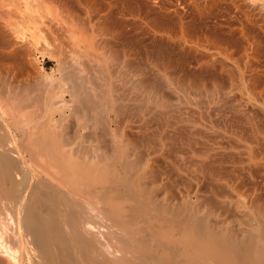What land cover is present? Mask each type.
I'll return each mask as SVG.
<instances>
[{
	"label": "bare ground",
	"instance_id": "6f19581e",
	"mask_svg": "<svg viewBox=\"0 0 264 264\" xmlns=\"http://www.w3.org/2000/svg\"><path fill=\"white\" fill-rule=\"evenodd\" d=\"M55 1L62 6L63 10L65 9L67 21L69 19L73 22L76 21V23L81 22V24H84L87 20L86 22L90 24L97 23L101 25L110 19L111 14H113L110 11L112 7L120 8L122 12L126 14H132L133 16L138 15L140 17V10L143 4L142 0H111L109 4L107 3L108 5L104 3L108 6V8L105 7V9L97 4L98 0H76L78 5L80 4L83 6L84 11L87 10L84 16L75 14L76 10L72 11L74 10V6L72 7L70 5L69 7L72 10H69L67 1ZM186 1H188L187 4L189 3L194 8H197L196 10L201 16L205 12L207 13L215 2H219V0H204L202 6L200 3L201 0ZM225 1H230L232 3L231 5L234 6L246 20L251 19L254 13L252 11V9L254 10V6L257 7L259 5V8L257 7L259 10L260 7L264 8V1H259L260 4L256 0ZM31 2V0H22L21 6H23V9H21V6L19 7L22 10V12L20 10L21 13L16 12L19 8H16L17 10L15 7L13 8L17 15L18 13L21 14V19L19 20L23 22L20 23L25 24L24 28H26L28 32L26 31L24 34L28 33L27 36L29 37L27 38L30 40L35 37L37 38L38 33L42 32L41 24L43 25L45 23L43 21L45 18H42L41 15L37 17L33 14L35 9L32 10L31 7L34 2ZM254 2H256L257 5H255ZM185 3L186 2H184V4ZM72 5H74V3ZM40 6L38 8H41ZM262 10H260V12ZM37 11H35V14ZM9 13L12 14L13 12L9 11ZM66 13H64V15ZM1 15L2 14H0V16ZM7 16L12 19L13 15ZM43 16L46 17V15ZM16 18L18 19V17ZM122 21L121 24L123 26ZM171 21L173 22V20ZM5 24V21H3V25ZM81 24L79 25L81 26ZM13 25L11 24V27ZM247 25L246 23V26ZM250 25L251 24H249V26ZM16 26L13 27L17 28ZM83 26L84 25H82V27ZM98 27L102 26L99 25ZM8 29L10 31V28ZM12 29L13 28H11V31ZM1 30L2 29H0V36H3V39H0V41L7 39L9 35V33H7L8 35L5 38L4 31L6 29H3V33ZM66 30L71 32V36L76 31L75 28L71 29L70 26L69 28L67 27ZM82 30H84V28ZM23 31H25V29ZM54 31L56 30L54 29ZM13 32L11 34L14 35ZM16 32L17 31H15V33ZM112 32H109L107 29L104 30L103 34L105 36H111L113 33L115 34L116 30ZM120 32L121 31L116 34H120ZM83 33L81 31V35H83ZM22 34L20 36H22ZM79 34L80 33L74 36L76 39L75 41H89L86 37L87 40ZM85 34L86 33H84V36H87ZM32 41L34 42V40ZM32 41L29 42V46H26L28 45L27 43L23 44L22 41L20 46H16L13 38L10 50L9 48L6 49H8L11 54H18L15 57L17 58L19 56L20 59L19 57L18 59L21 60L23 59L21 58V53L24 52L26 47L32 50V47H30L32 45H30V43H33ZM8 42L9 40H7V43ZM90 43L87 44V50H91L90 48L92 46ZM83 47L86 48V46ZM33 50H35V48H33ZM1 51L3 52V50ZM9 52L5 53L10 55ZM31 53H33V51ZM14 55L12 56L14 57ZM12 56L10 55V58ZM27 56L29 55L27 54ZM23 60L26 59L24 58ZM21 62L22 61H20V63ZM1 63L2 62H0V65ZM128 63V61H125L123 66L126 67ZM63 66L62 68L64 70L65 68ZM13 68L15 69V67ZM3 69L4 68H2V70ZM10 69L11 68H9V70ZM125 70L129 72L127 69ZM122 71L121 75L118 73L121 77L124 74ZM6 74L8 75L7 70ZM67 75H64V77L60 79L62 81L59 80L57 82L53 80V84L49 82V87L47 81L45 84L47 88H44L43 93L41 91L39 96H37L38 94L35 92L37 98H34V93L32 97H30L31 94L29 96V92L32 90H28L29 92L19 90L20 88H16L14 84L8 85L9 88L6 87L5 89L2 88L5 86H0V264H264V208H262L264 205L258 206L259 204H256L258 206L255 205L256 211L251 209L254 208V204L251 207V205H249L251 200L247 203V201L240 198L241 191H239L238 185H235L236 183H230L232 180L229 182L227 180L214 181L212 184L213 186L209 187L213 194L210 195L209 192H206L209 193V195H207L198 187L199 185L193 186L192 183V186L187 185L188 181L186 185L185 183L183 185L184 181L181 177H178L179 179L177 180H179V182L180 179L183 181H181L182 186H180L182 190L176 191L174 190L175 178H171L169 172H164L158 166V161L163 159V162H165V160L168 159L166 157H169L167 155L165 157L166 159L163 158L166 155L164 148L166 144L168 145L167 142L172 140V138L169 139L170 137H167L168 135L166 136L165 128L169 126L174 127L171 121L174 109L177 110L178 107H181V102H179L180 99H178L177 96L181 94L182 97H184V87H186V85L183 89L181 86H173V83L169 81V87L172 85V87L176 88L171 87L172 89H169L166 87L169 77L167 78L165 75H163L162 82L161 79L157 81L164 84L161 85L158 83L159 86L161 85L163 88L165 86L164 90L169 89L174 96L176 95L175 92L178 93V90L183 89L181 91H184V95L182 94L183 92H179L180 94L178 93L179 95H176L177 100L174 99L179 101L173 103L174 101H167L165 98L158 95L156 90H158L160 94V90H162L161 87L160 89L155 88L156 90H150L147 88L148 85L146 86L142 79L138 77L140 74L134 75L137 77L133 81V87H138L135 90H138V96L141 94V97L139 96L141 99H137V104L133 103L135 104L133 108H127L128 106L126 105L123 107L117 102V99H115L112 102L109 101L111 104L109 108H106L107 111L105 114H99L97 117H93V119L88 116L89 119L85 118V120H80L81 116L78 115L81 112L84 113L85 109L83 105L89 102V98L88 100H84L83 94L86 92L84 95L87 97L89 93L84 87L86 91H83L84 93L81 92V94H83L79 97L80 93L78 91L83 90V85H81L83 83H78L79 86L81 85V88L78 90V88L76 89V86L78 87L77 80L79 79L76 77L78 76H75L77 80L73 77L76 80L74 81L73 78H71L72 76L68 77ZM3 76L5 77V75L0 77ZM47 76L49 75L47 74ZM110 76L112 75L110 74ZM117 77L118 76H115V78ZM129 77L131 81V76ZM9 78L12 77L9 76ZM48 78L50 79V76ZM48 78L47 80H49ZM81 78L80 80H83ZM3 79L5 80V78ZM8 79H6L7 83L10 80ZM4 80H2V84ZM111 80H108V82L112 83L113 81ZM125 80H127V76ZM54 81L56 83H54ZM127 81H129V79ZM165 81L166 83H164ZM72 82H75V84ZM215 83L216 82H214V84ZM158 84H156V86ZM241 84H243V82ZM242 88L245 87L242 86ZM115 90L116 89L111 90L113 91L112 93H115ZM191 91L193 94L194 90ZM67 95L70 99L67 98ZM187 95L186 97L189 98ZM107 96H110V93H107ZM193 96L194 95H192L191 98H193ZM81 98L83 99L82 103ZM114 98H116V96ZM183 99H181L182 103L186 101V99ZM237 99L239 98L237 97ZM84 101L86 103H84ZM192 101H194V99H192ZM195 102L196 100L194 103ZM86 105L85 108L89 107V104ZM185 105H189V103ZM130 106H132V104ZM81 109L83 111H81ZM122 112L127 113L126 116L121 117ZM238 114L239 112L237 115ZM153 120L156 121L154 124L156 127L154 126V129L151 128L150 124L153 123ZM89 121L92 122H90V125ZM90 128L93 129L94 134L91 133L92 137L95 135L94 137L96 139H94V141L96 142V146L89 144L88 148L87 146L86 148L83 146L84 149L82 148V144L84 143V141H82V137H84L83 130L85 131ZM131 129L135 130L136 135H133L134 133L132 132H130L132 133L131 135L126 133V130ZM119 131L122 134L121 136ZM87 132L86 135L90 133ZM91 133L88 137H91ZM86 137L87 136H85V138ZM91 139L93 141V138ZM170 145L169 142V146ZM248 146L249 145H247V147ZM167 148L172 147L167 146ZM163 150L164 156L161 157V160H158V158L163 155ZM167 151L168 150H166V152ZM248 160H250L252 164L254 157L249 155L247 162H250ZM109 162L110 164H107ZM194 179L192 178L191 181ZM177 184L178 183H176L175 186L178 187L179 184ZM253 190L252 192L255 193V190ZM252 203H254V201Z\"/></svg>",
	"mask_w": 264,
	"mask_h": 264
},
{
	"label": "rangeland",
	"instance_id": "374dc122",
	"mask_svg": "<svg viewBox=\"0 0 264 264\" xmlns=\"http://www.w3.org/2000/svg\"><path fill=\"white\" fill-rule=\"evenodd\" d=\"M31 1H32L31 3L34 2V4L31 7L32 10L35 9L33 11V14L36 15L37 17L38 15L39 16L41 15L42 18H45V20H43L45 23L43 25L41 24L42 32L38 33L37 38L35 37L34 39L30 40L29 38H27L29 37L27 36L28 33L24 34V32L26 31L28 32V30L24 28L25 24L24 23L21 24L23 21L21 22V20H19L21 19L20 17L21 15L20 13L22 12L21 9H23V6H21L22 0H3V1L0 0V9H1L0 14L3 15V16L1 15L2 17L0 16L1 17L0 29H2L1 30L2 33H3V29L4 30L6 29L4 31L5 38L8 35L7 33H9L7 39L1 40L2 42L0 41L2 45L0 46L4 48L2 49L0 47V62H2L3 64L5 62L4 64L5 67L3 66L2 63H1L2 66L0 65L1 67L0 76L5 75V77L4 76L0 77L1 79L0 84H2L3 82L2 80H4L3 78H5L3 83L4 85L3 84L0 85L1 87L5 86L2 88L4 89L6 87L9 88L8 85L14 84L16 88H20L19 90H24L26 92L32 90L29 92V96L31 94L30 97L34 95V98H37V96H39V93H41V91L43 93L44 88H47L46 87L47 85L48 87L50 86L49 82L52 83L53 80L58 82L60 79L64 77V75L67 74H69L67 75L68 77L72 76L71 78L73 77L75 78V76H78L76 77L79 78L78 80L75 78L78 81L77 82L78 87L76 86V89L78 88L79 90L81 88V85H83L82 86L83 90L78 91L80 93L79 97L86 91L84 90V87L85 89H87V92L89 93V96L87 97L84 95L86 94V92L83 94L84 100H88L89 98V102L87 101L89 107H86L87 108L86 110L85 105L87 103L84 101V103L86 104L83 103L84 105L83 104L82 105L84 106L85 111L84 113L81 112L78 115L81 116L80 120L81 119L85 120V118L89 119L92 117L91 119H93V117H97L99 114H103V113L105 114L107 111L106 108L107 107L109 108L111 102L115 99H117V102L123 107H125L124 105H126L128 106L127 108L130 109L133 108V105L137 104V99L141 97V94L139 95L140 97L138 96L139 94V92H137L138 90H135L138 87L135 88L133 87L134 86L133 81L137 77V76L135 77L134 75L140 74L141 76L139 75L138 77L142 79L143 83L146 84V86L148 85L147 88L150 90L160 89L161 85H164L161 84V82L163 81L162 79L163 75H165V77L167 76V78L169 77V79H171L169 80L166 78L168 80V81L166 80L167 83L170 81V83L172 82L173 83L172 85L175 87L181 86L183 88L186 85V87H184L185 89L183 88L185 91V95H184V91H181L183 89L181 88H178L181 90L177 89L178 93L183 92L182 94L184 95L185 98L182 97L180 93L179 94L181 96L177 92H175L176 95H179L177 97L178 99H180V101L179 100L178 101L181 102V107H178L177 110L174 109V114L171 118L174 127L169 126L168 128L166 127L167 129L165 128L166 136L168 135L167 137H170L169 139L172 138L174 142L172 140L167 142L168 145L166 144V147L164 148L166 155L164 156L163 153L164 150H163L162 151L163 155L160 156L158 160H161V157L163 156L164 159L166 158L168 159H166L165 162H163L164 161L163 159L161 161H158L159 163L157 162L161 170L167 173L169 172L171 178L173 179L175 178L174 190L176 191L182 190V187H180L182 186L181 183L184 181L183 185L184 183L186 185L188 181L187 185H191V183L193 186L199 185L198 187H200L202 191H204L205 193L209 192L211 195L213 193L212 191H210L209 187L213 186L212 184L214 183V181L227 180L229 182L230 180H232L230 181V183L232 182H234V184L236 183L235 185H238L239 191H241L240 198L244 201H247V203L251 200V202H249L250 203L249 205H251V207L254 204L253 205L254 208L251 209L256 211L257 210L255 208L256 204L257 205L259 204L258 206L264 205V201H261L264 200V166H262L264 165L262 164L264 163V10H262L264 8L260 7V10H262L260 12V10L258 9L259 5L257 6L258 8L254 6L255 11L252 9L254 13L251 16L250 19L251 21H250L249 19L246 20L244 16L234 6L231 5L232 3L230 1H225V0H221L223 2H221L220 0L219 2H215L212 8L209 11H207V13L205 12L206 14L205 13L202 14V16L199 15V12L196 10L197 8H194L189 3L187 4L188 1L186 0L185 1L184 0H142L143 4L141 9L142 11L140 10L141 12L140 17L138 15L133 16L132 14H126L125 12H122L120 8L112 7L110 11L113 14H111L110 12L111 14L110 19L102 23L103 25L97 23L90 24L86 22L87 21L86 20L84 24H81V22L80 23L77 22L81 24L80 26L79 24L76 23L75 20H74L75 22L69 19L67 21V18L65 17L67 16V13L66 11H64L65 9L63 10L62 6H60V4L57 3V1L55 0H39V2L38 0L35 1L31 0ZM65 1L68 2L67 6L69 10H72L69 7L70 5L72 7L74 6L73 7L74 10L72 11L76 10L75 14L85 16L87 10L84 11L83 6L80 4L78 5L76 0H71V2L70 0H65ZM100 1L101 0H98L97 3L100 7L108 8L107 5L111 0H106V1L103 0L101 2ZM256 1L261 2L264 0H256ZM184 2L186 3L184 4ZM203 2L204 0H201L200 2L202 6H203ZM39 3L41 6L39 5ZM73 3L74 5H72ZM104 3L105 4L108 3V4L105 5ZM254 3L255 5H257L256 2ZM10 5L13 7H11ZM20 6L21 9L19 8ZM39 6L41 8H38ZM14 7L15 9L19 8L18 9L19 11L16 9L17 10L16 12H20L21 10V12L18 13V15L16 14L15 9H13ZM42 9L43 10L46 9V10L43 11ZM9 11L13 13L11 14L9 13ZM35 11H37L38 13L36 12L35 14ZM118 11L119 12L121 11L122 13L121 12L119 13ZM64 13L66 14L64 15ZM42 14L46 15V17L43 16ZM7 15L10 16L13 15L12 19L11 17L9 18V16ZM14 16L18 17V19ZM54 20H55V24H54ZM171 20H173V22ZM3 21H5L6 23L5 25H3ZM121 21L123 23V26L121 24ZM246 23L248 24L247 25L248 27L246 26ZM11 24L12 25L14 24L13 26H16L17 28L13 26L11 27ZM249 24L251 25L249 26ZM2 25L3 27L4 26L5 27L3 28ZM82 25L84 26L82 27ZM99 25L102 27H98ZM69 26L71 27V29L75 28L76 30L75 33L72 35L73 37L71 36V32H68L69 30L68 31L66 30L67 27L69 28ZM8 28H10V31ZM11 28L14 29V32L13 29L11 31ZM22 28L23 30L25 29V31H23ZM83 28L84 30H82ZM54 29L56 31H54ZM87 29L88 30L90 29L92 31L90 30L88 31ZM107 29L109 32L110 31L112 32L115 29L116 32L115 30L113 31L115 32V34L118 33L119 31L121 32L120 34H116V35L112 32L113 34L111 36H105L103 32L104 30ZM247 30L250 32H248ZM15 31H17L16 33L18 35L15 33ZM81 31L82 33L83 32L86 33L85 35H87L88 37L84 36V33L83 35H81ZM12 32L14 33V35L11 34ZM78 33H80L79 34L80 36L84 38L86 37L89 41L86 42L75 41L76 39L74 36L78 35ZM21 34L22 36H20ZM240 37L242 40L240 39ZM9 38L12 40H10ZM13 38L15 42L13 43L16 46L17 45L20 46L22 44L21 41L23 42V44L27 43L28 45L26 46H29V42L34 40V42L32 41L33 43H30V45L32 44L30 46L32 47V50L25 46L26 47L24 49L25 53L24 52H22L23 54L21 53V58L23 59L25 58L26 60L23 59L19 60L20 59L19 56H18L19 59L18 57L17 58L15 57L18 54L14 55L11 54V52H9ZM0 39H3V36ZM7 40H9L8 43ZM16 41L19 42L20 44L17 43ZM88 42L89 43L92 42L90 43V45L92 46L90 48L91 50L89 49L87 50V44H89ZM83 46H86V48H84ZM6 48H9V50ZM33 48H35V50H33ZM1 50H3V52ZM4 51L6 53L9 52L11 56L14 55L16 59L13 56L12 57L15 60L12 57L10 58V55H7ZM30 51L31 52L33 51V53H31ZM27 54L29 56H27ZM20 61L22 62L20 63ZM125 61L129 62L126 67L123 66ZM61 65L62 66L64 65L63 66L65 68L64 70ZM12 66L15 67V69L17 68L18 70L16 69L15 71V69ZM2 68L4 69L2 70ZM9 68L11 69L9 70ZM61 68L63 71L61 70ZM125 69H127L129 72H126ZM6 70L8 71V75L11 76L12 78H9V76L6 74ZM121 71L122 73L124 72L122 77L119 76V74L121 75ZM47 74L50 76L51 80L48 78L49 76H47ZM110 74L113 77L110 76ZM115 76L118 77L115 78ZM126 76H127V80L129 79V81L125 80ZM129 76H131V81ZM46 77L50 81L47 80ZM74 78L73 80L76 81ZM80 78L83 80H80ZM121 78L122 79L124 78L123 79L124 81ZM6 79L9 80L8 82L9 84L7 83ZM160 79L161 82L160 83L157 82L160 81ZM108 80L109 81L111 80L113 82L112 83L108 82ZM47 81L48 84L45 85ZM55 81L54 83H56ZM166 81L164 83H166ZM214 82L216 83L214 84ZM240 82L241 83L243 82L244 85L241 84ZM78 83L80 84L83 83V84L79 86ZM158 83L161 85L159 86ZM73 84H75V82ZM156 84H158L157 85L158 87L156 86ZM26 85H29L31 87ZM172 85L170 86L172 87ZM242 86L245 88H242ZM110 87L112 88L115 87V88L112 89ZM166 87L169 89L175 88V87L172 88L169 87V83L166 85ZM32 88H34L35 90ZM161 88L162 90H160L161 91L160 94L159 91L156 90L160 97L165 98V100L167 101L172 100L174 101L173 103L178 102L176 101L177 100L176 95L174 96L169 89L164 90L165 86L164 88L163 86ZM110 89L111 90L116 89L114 91L115 93H112L113 91H111ZM191 90H194L193 94ZM162 91H164L165 93ZM81 92L83 93L81 94ZM186 92L188 95L186 94ZM107 93H110L111 97L107 96ZM112 94L115 95L116 98H114L115 96H113ZM191 94L194 95L193 98H191L192 97ZM186 95L189 98H187ZM237 97L239 99H237ZM67 98L70 99L68 95ZM82 98H81V103L83 102ZM181 99L183 100L186 99V101H184L185 103L183 102L184 104L182 103ZM192 99H194V101L196 100V102L197 101L200 102L201 104L198 102L194 103ZM109 101L111 102L109 103ZM188 103L189 105H185ZM131 104L132 106H130ZM183 105H185L186 107ZM82 109L81 111H83ZM238 112L239 114L237 115ZM126 114L127 113L122 112L121 117L126 116ZM90 122L91 121H89V125ZM152 122L153 123H150L151 128L154 129L156 127L154 125L156 121L153 120ZM241 123H243L244 125ZM131 130H126V133L130 135L134 133L133 135H136L135 130L134 129ZM87 131L93 133V129L90 128V129H86L85 131L83 130L84 137H82L83 140L82 139L81 140L84 141V143L82 141L81 142L84 145L82 144V148H84L83 146H85V148L87 146L88 148L89 144H93L94 146H96V142L94 141V139H96L94 137L95 135H93L92 137V133H91V137H88L90 136V133L86 135ZM119 133L121 136L122 134L120 131ZM85 136L88 137V138L86 137L87 139L93 138L94 142L92 141V139L87 140ZM253 137L255 139L256 138L258 139L255 140ZM169 142L171 144L170 146H169ZM247 145L249 146L247 147ZM167 146L172 148H167ZM166 150L168 151L166 152ZM167 155L169 157H166ZM249 155H252L254 157L255 162L252 161V164L250 160H248L250 162H247V159H249ZM107 164H110V162ZM185 176L186 177L190 176V177L186 178ZM178 177L179 178L181 177L183 181L180 179L179 182V180H177L179 179ZM192 178L193 179L195 178L196 180L194 179L193 181H191ZM204 179L207 182H205ZM176 183L179 184V185L177 184L178 187L175 186ZM206 183L208 186L206 185ZM252 190L255 193H253ZM209 193L206 194L209 195ZM246 193L248 196L246 195ZM253 201L254 203H252ZM262 208H264V206H262Z\"/></svg>",
	"mask_w": 264,
	"mask_h": 264
}]
</instances>
